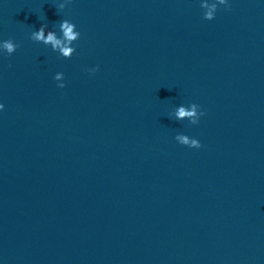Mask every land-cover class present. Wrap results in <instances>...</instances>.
Instances as JSON below:
<instances>
[{
  "label": "water",
  "instance_id": "obj_1",
  "mask_svg": "<svg viewBox=\"0 0 264 264\" xmlns=\"http://www.w3.org/2000/svg\"><path fill=\"white\" fill-rule=\"evenodd\" d=\"M60 2L0 0V264H264V0Z\"/></svg>",
  "mask_w": 264,
  "mask_h": 264
},
{
  "label": "clouds",
  "instance_id": "obj_2",
  "mask_svg": "<svg viewBox=\"0 0 264 264\" xmlns=\"http://www.w3.org/2000/svg\"><path fill=\"white\" fill-rule=\"evenodd\" d=\"M72 0H61L57 5L59 10H63ZM224 6L226 9L231 7L230 0H200V7L203 9V18L205 20H213L219 6ZM31 40L41 43L49 47L52 52L58 57L70 59L77 52L75 42L81 38V32L77 24L69 19H62L58 24V30L49 29L47 24H42L38 30H33L30 33ZM18 48V44L12 40H0V54L11 56ZM11 67V65H9ZM99 70L98 65H94L85 69L89 74H95ZM56 81V87L63 89L66 87L65 75L63 72H56L53 76ZM5 105L0 102V111H3ZM169 119L177 121L187 120L192 125L199 124L201 118L205 116V112L196 102L188 104L180 103L175 105L167 114ZM175 141L181 145L190 148H201V142L198 138L191 137L184 133H177L174 137Z\"/></svg>",
  "mask_w": 264,
  "mask_h": 264
}]
</instances>
